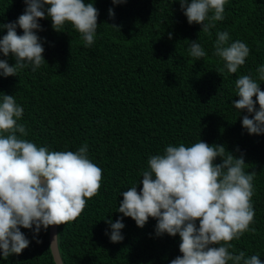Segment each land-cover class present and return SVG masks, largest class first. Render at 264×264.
I'll use <instances>...</instances> for the list:
<instances>
[{
  "label": "trees",
  "instance_id": "obj_1",
  "mask_svg": "<svg viewBox=\"0 0 264 264\" xmlns=\"http://www.w3.org/2000/svg\"><path fill=\"white\" fill-rule=\"evenodd\" d=\"M89 2L99 10L91 47L84 46L71 24L57 32L45 18L39 21L43 31L36 33L45 49L42 66L0 76V102L3 94L14 95L24 109L18 123L28 135L22 138L49 151H77L86 143L89 159L103 170L99 193L87 200L74 222L57 228L63 263L170 264L182 255L179 234L157 236L156 219L150 217L140 228L118 207L123 191L142 188L150 156L162 155L168 145L191 146L200 140L223 145L237 158L243 155L245 172L257 173L250 225L256 231L231 241L230 251L258 255L264 262V134L250 135L242 126L247 110L233 106L239 99L236 79L256 78V69L264 65V0H227L224 19L215 22L211 35L201 32L200 24L189 25L179 0H85ZM25 7L23 0H0V24L15 22ZM16 31L23 35L19 27ZM218 31L229 33V43L239 40L250 49L235 74L227 69L218 73L224 68L213 55ZM6 34V28L0 29V38ZM192 41L201 44L206 57L189 55ZM0 59L12 66L16 62L11 54L0 53ZM258 83L264 90V81ZM121 217L124 240L112 243L105 234L111 231L107 221ZM21 231L29 247L8 259L0 254V264H56L50 227L35 238L33 230Z\"/></svg>",
  "mask_w": 264,
  "mask_h": 264
},
{
  "label": "clouds",
  "instance_id": "obj_2",
  "mask_svg": "<svg viewBox=\"0 0 264 264\" xmlns=\"http://www.w3.org/2000/svg\"><path fill=\"white\" fill-rule=\"evenodd\" d=\"M26 5L15 22L0 24L7 34L0 38V53L15 59V65L0 59V76H17L32 66L35 71L45 62L44 47L36 34L43 31L40 20L50 18L57 32L71 24L84 43L91 47L98 30L99 10L85 0H23ZM127 0H112L113 4ZM227 0H179L189 25H202L201 32L211 35L216 21L224 19ZM211 13V15H210ZM109 17L115 18L113 9ZM119 29V26L111 25ZM17 27L23 35L17 34ZM213 55L224 62L231 74L245 64L249 47L239 40L229 43L227 31H218ZM169 38L172 34L169 33ZM189 55L196 60L207 53L198 41H192ZM257 77L241 75L235 81L237 110H247L242 126L250 135L264 134V65ZM255 97V100H254ZM257 103L259 108L257 109ZM24 114L14 95L3 94L0 102V254L4 259L21 254L30 241L21 228L34 231L74 222L86 207L87 200L99 193L103 170L88 156V146L77 151H49L47 147L24 139L28 131L18 123ZM252 116V118H249ZM19 134V135H17ZM239 151V149H237ZM217 157L222 163H216ZM148 169L142 172V188L132 186L121 195L118 211L143 228L149 218L157 221V236L179 234L182 255L170 264H264L258 255L234 254L231 241L245 232H255L252 204L256 172H245L243 155L237 158L223 145H209L200 140L191 146L168 145L162 155L150 156ZM123 217L108 220L112 243L124 240ZM197 222L199 226L197 227ZM33 226L34 229H33ZM59 235L53 239L57 244ZM41 241L37 240V243Z\"/></svg>",
  "mask_w": 264,
  "mask_h": 264
},
{
  "label": "water",
  "instance_id": "obj_3",
  "mask_svg": "<svg viewBox=\"0 0 264 264\" xmlns=\"http://www.w3.org/2000/svg\"><path fill=\"white\" fill-rule=\"evenodd\" d=\"M57 228L58 226H50V245H52L53 239L57 235ZM53 248L51 251L56 264H64L59 251L58 241L57 244L53 243Z\"/></svg>",
  "mask_w": 264,
  "mask_h": 264
}]
</instances>
